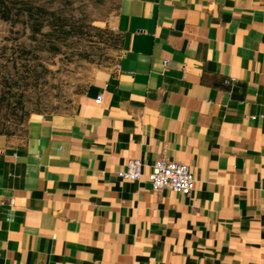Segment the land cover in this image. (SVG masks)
I'll return each mask as SVG.
<instances>
[{"label": "crops", "instance_id": "obj_1", "mask_svg": "<svg viewBox=\"0 0 264 264\" xmlns=\"http://www.w3.org/2000/svg\"><path fill=\"white\" fill-rule=\"evenodd\" d=\"M116 25L71 110L0 133V264H264V0H119ZM132 158L194 189L118 178Z\"/></svg>", "mask_w": 264, "mask_h": 264}, {"label": "rangeland", "instance_id": "obj_2", "mask_svg": "<svg viewBox=\"0 0 264 264\" xmlns=\"http://www.w3.org/2000/svg\"><path fill=\"white\" fill-rule=\"evenodd\" d=\"M119 0H0V133L65 113L117 60Z\"/></svg>", "mask_w": 264, "mask_h": 264}, {"label": "built area", "instance_id": "obj_3", "mask_svg": "<svg viewBox=\"0 0 264 264\" xmlns=\"http://www.w3.org/2000/svg\"><path fill=\"white\" fill-rule=\"evenodd\" d=\"M101 96L96 97L99 103ZM139 158H132L125 164V168L116 172L122 180L140 181L143 178L154 191L169 189L177 194L189 195L194 189L195 179L189 166L182 162L158 158L148 166Z\"/></svg>", "mask_w": 264, "mask_h": 264}]
</instances>
